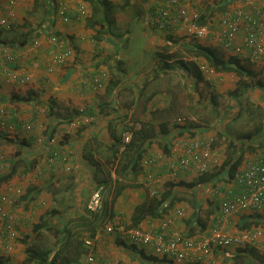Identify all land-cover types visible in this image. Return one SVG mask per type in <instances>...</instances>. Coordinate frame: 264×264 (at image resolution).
Wrapping results in <instances>:
<instances>
[{"label": "crops", "instance_id": "0c3cea01", "mask_svg": "<svg viewBox=\"0 0 264 264\" xmlns=\"http://www.w3.org/2000/svg\"><path fill=\"white\" fill-rule=\"evenodd\" d=\"M63 2L68 15L60 10ZM186 2L210 26L208 39L191 38L180 26L158 30L153 0H23L14 8L0 0V17L14 13L10 30L0 26V59L13 58L0 69V208L14 227L9 231L0 214V264H37L29 261L31 248L55 254L66 237L77 234L94 240L84 264L141 263L124 230L152 195L147 172L141 161L142 172L123 182L119 195L115 172L122 133L141 125L148 137L145 156L161 157L151 169L155 176L173 184L195 182L192 189L177 188L181 199L162 217L144 220L143 230L168 234L162 225L172 217V229L194 240L214 229L264 232V205L237 208L222 219V204L245 194L235 174L208 181L188 172L170 175L172 142L184 133L179 117L187 118L192 135L216 139L222 165L229 154L240 160L236 171L264 150V55L254 61L246 51L225 50L215 37L225 13L254 12V5ZM80 6L87 17L80 19ZM54 35L61 44L52 43ZM244 36L239 34L237 45ZM199 47L212 50L231 71L207 76L200 65L210 64L198 55ZM59 51L70 52L64 64L53 62ZM99 186L105 189L101 213L108 210L106 224L116 225L112 233L105 224L95 226L97 213L87 210ZM210 264H264V250L233 245L215 250Z\"/></svg>", "mask_w": 264, "mask_h": 264}, {"label": "built area", "instance_id": "2783aa9c", "mask_svg": "<svg viewBox=\"0 0 264 264\" xmlns=\"http://www.w3.org/2000/svg\"><path fill=\"white\" fill-rule=\"evenodd\" d=\"M8 7L14 8L23 0H4ZM155 1L154 21L158 30H171L177 26L183 27L186 34L198 41L208 39L212 34L211 28L207 24H201V12L193 9L186 0H153ZM254 5V12L243 9L235 10L233 14L225 13L220 23L222 30L215 34L225 50H237L239 53L245 51L249 53L252 60H259L264 55V0H246ZM257 3V5H256ZM60 10L68 15L69 8L63 2L60 3ZM80 19L88 16L83 6L79 8ZM14 13L10 12L5 17H0V26L10 30ZM67 21V17H65ZM245 32L240 45L236 44L241 32ZM57 36H52L54 45L61 44ZM38 45V42H35ZM70 55L69 51H59L54 55L55 64H64ZM13 58L8 55L6 61ZM4 59H0V69L5 68ZM200 69L207 75L212 76L216 70L208 65L201 64ZM99 87L102 84L97 80ZM176 124L180 126L184 133L178 135L172 142V151L169 155V170L172 178L175 179L180 173L188 172L197 176L204 175L220 169L222 166L218 153L214 148L215 138L208 137L201 139L190 133L189 122L185 117L176 119ZM123 148L132 141L133 131L126 130L122 133ZM161 157L155 154H147L142 159V166L146 169L148 186L152 196L160 197L166 189L167 180L164 177H156L152 168H155ZM235 182L244 188L245 194L238 198H233L222 204L223 220L236 212L237 208L248 210L264 205V150L260 156L250 161L246 168L235 173ZM104 187L99 186L90 196L87 203V210L91 213H99L104 206ZM0 214L7 224L9 231L13 227L10 216L1 208ZM184 212L177 210L176 215L182 217ZM175 219L167 217L162 225L163 230L169 233L158 232L151 234L143 230L140 226L127 228L124 230L131 245L145 251L146 256L166 257L172 264H210L215 250L227 249L231 246L245 247L247 245L264 250V232L261 230L244 231L238 235L222 232L214 229L212 233L202 239L194 240L182 235L181 232L172 229ZM115 223L109 222L103 226L104 231L114 232ZM85 244L92 249L94 240L85 239ZM91 257V256H90ZM89 257V258H90ZM92 259L90 258V261ZM148 264V263H146Z\"/></svg>", "mask_w": 264, "mask_h": 264}, {"label": "trees", "instance_id": "16d2710c", "mask_svg": "<svg viewBox=\"0 0 264 264\" xmlns=\"http://www.w3.org/2000/svg\"><path fill=\"white\" fill-rule=\"evenodd\" d=\"M104 4H106V2H104ZM200 23L205 24V21L203 20ZM198 55L204 57L216 71H231L232 69L228 67L227 62L221 60V58L210 49L199 47ZM237 67H239L238 64L236 65V71L238 70ZM144 127L145 126L141 125L139 129H127L133 131V138L124 148L122 145V138L119 140V144L115 151V172L118 178V190L116 195H119L124 187H126V184L123 182L132 180L134 176L136 177L142 172L141 161L145 157L148 142V137L143 134ZM231 155L232 154H229L230 159L227 160L217 172L213 174L206 173L205 176L203 175L204 179H201L208 181L224 173L232 177L237 172L236 170L240 160L231 159ZM0 182H2V179H0ZM194 184L195 182L190 184H185L184 182L176 184L168 183L166 190L160 197L150 195L146 201L137 206L131 217V223L127 225V228L139 227L144 220L150 217H162L181 199L178 197L180 192L177 193L178 190L176 189L180 187H182V189H192ZM101 212L95 214V226H103L110 219L111 215L108 214V210H104L103 213ZM65 239L64 249L62 251H57L55 254H53L51 250L40 251L31 248L28 253L29 261L31 263L36 262L37 264H84V260L87 259L91 249L85 244V239L82 238V235H72ZM58 243L60 244V241ZM130 248L132 249L130 251L138 253L141 257L140 260L141 263L143 262L142 264H172L166 257L146 256L144 250L134 245H131Z\"/></svg>", "mask_w": 264, "mask_h": 264}, {"label": "rangeland", "instance_id": "374dc122", "mask_svg": "<svg viewBox=\"0 0 264 264\" xmlns=\"http://www.w3.org/2000/svg\"><path fill=\"white\" fill-rule=\"evenodd\" d=\"M128 14H129V16L131 15L130 13H128ZM137 45H139V44H138V41H132V46H133V47H135V46H137ZM133 47H132V48H133ZM167 183H168V182H167ZM137 263H138V264H141L139 260L136 262V264H137ZM122 264H123V262H122Z\"/></svg>", "mask_w": 264, "mask_h": 264}]
</instances>
